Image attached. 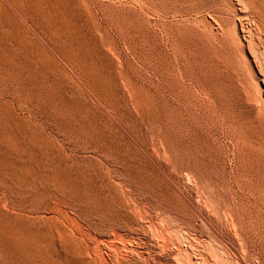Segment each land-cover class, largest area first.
I'll list each match as a JSON object with an SVG mask.
<instances>
[{
	"label": "rangeland",
	"instance_id": "obj_1",
	"mask_svg": "<svg viewBox=\"0 0 264 264\" xmlns=\"http://www.w3.org/2000/svg\"><path fill=\"white\" fill-rule=\"evenodd\" d=\"M41 1L0 0V22L15 35L11 63H33L15 44L34 55L61 113L17 115L76 171L51 195L38 178L19 214L68 234L88 264H122V241L195 264L185 236L202 239L206 264H264V106L233 35L235 23L253 34L264 0ZM43 3L61 12L55 26L33 13Z\"/></svg>",
	"mask_w": 264,
	"mask_h": 264
},
{
	"label": "bare ground",
	"instance_id": "obj_2",
	"mask_svg": "<svg viewBox=\"0 0 264 264\" xmlns=\"http://www.w3.org/2000/svg\"><path fill=\"white\" fill-rule=\"evenodd\" d=\"M11 1L16 2L21 7H25V6H23V3H25L27 0H11ZM40 2H42V1L40 0ZM32 3H35V2H32ZM35 4H37V3H35ZM27 5H28V3H27ZM42 5H40V6H42L41 8L39 5L37 7H34L33 13L37 14L38 17H40L41 20H43L47 25L48 24L52 25L53 23H55V21H58L59 17L61 16V12L58 11V9L55 6L54 7L47 6L45 3H43ZM3 11H4V9H3ZM256 11H258V10H256ZM262 15H263L262 18L258 16V20H259L258 23H256L257 19H255L256 20L255 25H254L255 31L252 32L253 34L247 32L248 35L246 36L245 35L246 28H243V27H241L240 24L237 25L235 23L234 28H233L234 29L233 35L235 36V38H237L241 50H245L244 51V52H246L245 58L248 61V63H250L251 69L253 71H255V73L259 74V76H257V78L255 80V90L259 94V96H260L259 98L261 99V103L264 106V70H263V67H264V13H262ZM0 16H1V14H0ZM62 17H64V16H62ZM259 18H261V19H259ZM60 19L62 22H64L62 20L63 18H60ZM0 21H4V20L0 19ZM212 22H213V19H212ZM214 22H216V21H214ZM190 24H192V23L190 22ZM215 24L217 25V23H215ZM58 25H59V23H58ZM60 25H61V23H60ZM11 31L12 30L10 29V27H8L4 23L0 22V264H88L85 261L84 257L82 256L81 248L79 246H75V244L71 240V237L68 234H66L65 232H61V233L55 232L54 233L52 231H48V230L44 229L45 227L42 226V223L40 221H38L36 218L26 217V216H22L21 214H19L18 205L20 206V204L23 203L24 200H27V198L30 196L34 197V195L37 193L35 184H37V182L39 181L38 178H40L39 183L41 182V178H42V181L44 180V182L46 183L47 186L44 185L45 190H46V188H48V186L52 187L51 190L48 188L50 191L46 192L47 195H51L50 194L51 192H52V194L55 192L57 193L58 192L57 190L65 192V190H67L69 188V186L71 184H73L72 181L74 179L71 180V178L73 177V175L76 171V167H74V162L72 159H71V161L69 160L70 158L69 159H66V158L62 159L60 157V155L58 154V152L56 153L55 150H53L50 147H47L46 143H45L46 144L45 148H48V149L43 148L44 146L42 147V144H43L42 139L39 135L40 132L37 133L38 132L37 129H34L32 127H28V125L23 122L24 120H21L23 118L20 119L19 118L20 116H18L19 114L17 112H21V113L22 112H29L32 115H36V112H40V109H46L48 112H52L55 114H60L61 111H58L51 106V103L53 102V100L51 99V97L48 94V91H50L49 90V83L50 82L47 83V81H44L43 79L42 80L37 79L35 77V75L32 73L33 66L35 67L37 64V62L35 60H33V59H35L34 55L28 56L26 54L24 56V54L21 52L22 45L15 44L16 45L15 49L18 52L17 54H19L24 59H28L27 61L29 63H30V61L33 63L31 65V68L27 64H25V66L27 65L26 67L25 66L23 67V66H16L17 64L14 66L11 63L12 61L15 60V58H17L16 57L17 55H16V53L13 52V49L11 52L6 47V45L8 46V40H10L13 36H15L12 34ZM15 32H17V30ZM179 34L180 33L178 32V35ZM165 41H167V40H165ZM211 41H213V40H211ZM70 43H68V44H70ZM59 44H61V43H59ZM15 45H13V46H15ZM75 45H76V43H75ZM67 47H70V46H67ZM168 47H170V46H168ZM167 49H169V48H167ZM21 53H22V55H21ZM231 56H233V55H231ZM95 63H97V62H96V59L93 57V59H91L90 64L95 65ZM73 67H74V64H73ZM91 67H93V66H91ZM79 68H77V69H79ZM37 72H38V70H37ZM163 110H165V109H163ZM66 117L67 118L71 117V119L69 121L74 122L75 120H77V117H79L81 119L82 118L85 119L86 115L84 113H77L76 115H73V114L68 115L67 114ZM78 132L81 133L80 130H78ZM16 136H17V138L14 139V137H16ZM151 144H152V142H151ZM153 150H154V148H153ZM107 153H109V152H107ZM103 156L104 155H102V157ZM105 156H104L105 158L103 157V160H106V158L109 157L108 155H105ZM99 158H101V157H99ZM101 162H99V163H101ZM51 180H52V183H51ZM221 181H222V179H221ZM39 183H38V185H40ZM41 185H43V184H41ZM41 185H40V187H41ZM74 188H75V186H74ZM251 189H252V187H251ZM69 190H70V188H69ZM204 191H205V189H204ZM38 193L40 194L41 192H38ZM60 195H62V193H60ZM217 196H218V194H217ZM48 197H50V196H48ZM179 207H181V206H179ZM55 209H56V207H55ZM256 209H260V208H256ZM260 211H262V209H260ZM256 212L257 211L255 210V213ZM138 214H139V212H138ZM166 217H167V215H166ZM258 219H260V217ZM51 226L57 227L58 225L55 226L53 224ZM49 229H50V227H49ZM54 231H56V230H54ZM185 237H187V238H185L186 240L184 239V242L187 243V245L186 244L185 245L187 246V248L191 252L195 253L194 263L195 264H206L207 263L206 262V254L204 252V249L202 247L200 248V244L202 243V239H200L199 237H196V236H185ZM208 237H210V236H208ZM161 243H162V241H161ZM206 243H207V241H206ZM155 244H156V242H155ZM176 245H177V248H175V250H177V251H175V252H178V243ZM138 246H139L138 243L136 246V244L134 245L130 242L122 241V264H170V263L164 261V259H162V257H161L162 254H160L163 252V255H169L168 252L170 251V248H167L168 245L167 246H164V245L157 246L156 245V247H155L156 249H154V250L151 249L150 247L142 248V247H138ZM179 246H180V244H179ZM179 250H181V249L179 248ZM170 255H172V254H170ZM190 261H193V260H190ZM184 264H189V263L186 260Z\"/></svg>",
	"mask_w": 264,
	"mask_h": 264
}]
</instances>
